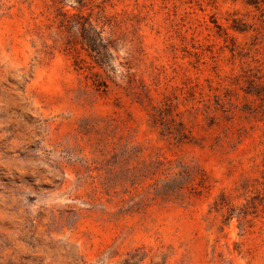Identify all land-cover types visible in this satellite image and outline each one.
Returning a JSON list of instances; mask_svg holds the SVG:
<instances>
[{
    "label": "rangeland",
    "instance_id": "obj_1",
    "mask_svg": "<svg viewBox=\"0 0 264 264\" xmlns=\"http://www.w3.org/2000/svg\"><path fill=\"white\" fill-rule=\"evenodd\" d=\"M0 264H264V0H0Z\"/></svg>",
    "mask_w": 264,
    "mask_h": 264
},
{
    "label": "trees",
    "instance_id": "obj_2",
    "mask_svg": "<svg viewBox=\"0 0 264 264\" xmlns=\"http://www.w3.org/2000/svg\"><path fill=\"white\" fill-rule=\"evenodd\" d=\"M76 2L82 5L85 2V0H76Z\"/></svg>",
    "mask_w": 264,
    "mask_h": 264
}]
</instances>
